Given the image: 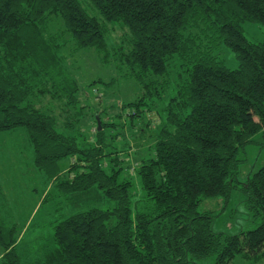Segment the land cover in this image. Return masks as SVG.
Instances as JSON below:
<instances>
[{"label": "trees", "instance_id": "16d2710c", "mask_svg": "<svg viewBox=\"0 0 264 264\" xmlns=\"http://www.w3.org/2000/svg\"><path fill=\"white\" fill-rule=\"evenodd\" d=\"M54 18L61 26L53 33ZM246 23L264 28V0H0V136L24 129L34 167L58 181L60 193L96 187L116 203L58 222L55 247L42 255L18 248L25 239L0 217V264L263 263L264 165L238 179L242 156L264 132V41H250ZM68 35L72 52L95 51L140 85L141 97L124 105L133 117L170 96L152 157L127 166L145 195L135 206L122 151L109 150L106 131L116 124L106 122V110L93 115L91 146L81 149L69 135L91 107L83 106L88 98L79 96L73 59L64 54ZM222 46L235 55L236 69L220 58ZM42 98L48 103L35 105ZM57 103L71 112L70 123L60 122ZM69 157L63 182L59 164ZM235 192L260 223L236 235L216 232L214 214L200 205L217 198L229 204Z\"/></svg>", "mask_w": 264, "mask_h": 264}, {"label": "rangeland", "instance_id": "374dc122", "mask_svg": "<svg viewBox=\"0 0 264 264\" xmlns=\"http://www.w3.org/2000/svg\"><path fill=\"white\" fill-rule=\"evenodd\" d=\"M87 10L91 15L98 14L91 9ZM49 26L54 33L59 30L61 21L54 18ZM243 27L245 36L250 41L255 43L264 41V28L260 25L246 23ZM65 37L68 44L64 54L68 59H73L70 63L73 65L71 68L74 69L72 73L80 86L79 96L88 98L85 101L82 99L81 105L84 101L83 106L87 103L91 107L84 109L85 118H82L77 126L75 125L77 128L69 135L77 137L81 149L91 146L95 140L96 131L93 115H96L98 111L106 110V122L110 120L116 124V128H107L106 131L108 143L111 144L109 150L123 153H120L125 169L123 177H127L132 182L131 193L133 206H135V202H142L145 195L140 177L135 172L131 173L127 166L130 163L135 164L136 160L140 162L152 157L150 145L154 144V139L159 134L161 120L165 117L163 109L169 102L170 96L167 94L155 107L145 108L139 117H133V109L125 108L124 105L141 97L143 91L140 85L134 79L123 77L114 62L110 65L102 64L95 51L72 52L70 37L69 35ZM111 37L119 41L122 32L118 30ZM219 53L229 69L237 68V60L230 49L222 46ZM41 100L43 103H38L36 100L35 105H46L49 98ZM63 109L60 103L55 104L56 113L62 114V116L59 115L60 122L70 123L71 112L64 113ZM25 134V130L20 129L15 133L0 136V217L6 223L15 224L19 238L25 239L18 248L29 255H37L55 247L53 235L58 222L91 209L112 210L116 207V203L96 187L84 193L71 195L60 193L57 189L58 181L51 180L48 175L34 167L33 149ZM115 134L119 135L118 138L113 137ZM242 158L245 162L240 169L238 179L245 182L249 174L256 172L264 165V132L254 138V144L247 149ZM72 162V157L60 162V181L69 180L66 172ZM134 166L136 167L137 164ZM199 211H211L215 217L214 230L225 235H236L253 230L260 223L251 220L245 207V199L239 192H235L229 204H226L222 198L205 200L200 205ZM2 253L0 247V258ZM214 263V257L201 262V264ZM232 264L252 263L238 257ZM257 264H264V261Z\"/></svg>", "mask_w": 264, "mask_h": 264}, {"label": "water", "instance_id": "95a60500", "mask_svg": "<svg viewBox=\"0 0 264 264\" xmlns=\"http://www.w3.org/2000/svg\"><path fill=\"white\" fill-rule=\"evenodd\" d=\"M98 129L101 130V126H100V123L98 122Z\"/></svg>", "mask_w": 264, "mask_h": 264}]
</instances>
